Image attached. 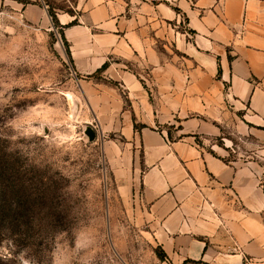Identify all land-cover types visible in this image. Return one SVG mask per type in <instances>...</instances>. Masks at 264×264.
<instances>
[{
  "label": "crops",
  "instance_id": "obj_1",
  "mask_svg": "<svg viewBox=\"0 0 264 264\" xmlns=\"http://www.w3.org/2000/svg\"><path fill=\"white\" fill-rule=\"evenodd\" d=\"M14 12H48L12 1ZM58 15L122 194L136 197L171 264H264V0H79ZM178 9V10H177ZM182 17L187 31L178 30ZM135 68V70H132ZM142 68L140 71L138 69ZM147 69V74L144 70ZM230 121L244 159L201 148ZM181 125L170 141L161 125ZM138 126L139 128H136Z\"/></svg>",
  "mask_w": 264,
  "mask_h": 264
},
{
  "label": "rangeland",
  "instance_id": "obj_2",
  "mask_svg": "<svg viewBox=\"0 0 264 264\" xmlns=\"http://www.w3.org/2000/svg\"><path fill=\"white\" fill-rule=\"evenodd\" d=\"M12 1L0 0V210L14 215L0 220V264H170L158 256L145 209L113 175L107 144L119 138L88 106L85 88L110 84L105 71L80 74L50 16L79 17V0H29L48 12L47 24L14 12ZM186 25L182 17L178 30ZM221 124L219 136L198 135L201 148L228 160L252 153L253 136ZM157 129L170 141L182 135L178 124Z\"/></svg>",
  "mask_w": 264,
  "mask_h": 264
},
{
  "label": "trees",
  "instance_id": "obj_3",
  "mask_svg": "<svg viewBox=\"0 0 264 264\" xmlns=\"http://www.w3.org/2000/svg\"><path fill=\"white\" fill-rule=\"evenodd\" d=\"M15 1L22 2V3H24V4H29V3H28L29 0H15ZM49 13H50V16L52 17V20H53L54 25H55L57 28L59 27V28L61 29V31H60V35H61V37H62V39H63V41H64L65 46H68V43H67V41L65 40V37H64L63 31H64L65 28H67V27H69V26L77 25L78 22H77V21H74V22L70 23L68 26H61L60 23H59V20H58V18H57L56 13L53 12L52 10H50ZM107 67H108V64H105V65L102 67V69H100L99 72H103V71H105V70L107 69ZM136 128H139V127L136 126ZM168 135H169V137H170V136H171V132H168ZM179 139H180V138H179ZM198 143H199V145H200V142H198ZM211 153L214 154L213 152H211ZM214 155H216V154H214ZM227 160H228V159H227ZM228 161H230V160H228ZM6 194H7V193H6ZM5 200H6V199H5ZM6 201H8V200H6ZM25 211H26V210H25V205L23 204V202H22V203L19 202V203H18V207H17V209H15L16 215H19V216L22 217V216L24 215ZM12 218H14V215L12 214V211H11L10 209H9V210H8V209H1V210H0V220H2V221H6L7 219H12ZM158 256H159V258H160L162 261H168V262H169V259H168L167 255H166V253L162 250L161 247H159ZM189 262L193 263V261H188V262H186V263H184V264H187V263H189ZM194 263H195V262H194ZM170 264H171V263H170Z\"/></svg>",
  "mask_w": 264,
  "mask_h": 264
},
{
  "label": "built area",
  "instance_id": "obj_4",
  "mask_svg": "<svg viewBox=\"0 0 264 264\" xmlns=\"http://www.w3.org/2000/svg\"><path fill=\"white\" fill-rule=\"evenodd\" d=\"M1 22H2V14L0 13V24H1Z\"/></svg>",
  "mask_w": 264,
  "mask_h": 264
}]
</instances>
